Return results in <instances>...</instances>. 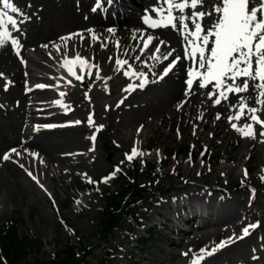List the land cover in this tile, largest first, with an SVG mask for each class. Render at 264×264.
Segmentation results:
<instances>
[{"label":"rangeland","instance_id":"374dc122","mask_svg":"<svg viewBox=\"0 0 264 264\" xmlns=\"http://www.w3.org/2000/svg\"><path fill=\"white\" fill-rule=\"evenodd\" d=\"M217 2L218 0H203L204 7L197 8V11H210ZM72 3V0H63V6L59 7V10L65 11L71 7ZM44 6L43 0H38L33 9L34 17L30 21L20 23L16 16L19 32L9 27L13 37H28L27 49L34 48L39 42L50 38H58L61 41V37L70 36L72 29H75V14L72 16L62 14L46 20L45 10H42ZM155 6L167 7L158 4V0ZM0 8H2V4H0ZM121 8L119 7V10ZM186 14L190 15L191 10H187ZM174 15H178V13L174 12ZM153 19H159V17L155 16ZM214 20V15L204 18L202 23L205 31L214 23ZM85 27V29H104L95 22H89ZM169 28V31H165L163 27L157 28L153 30L155 33L151 36L158 40L159 35L176 33V30ZM127 32L120 31L115 40L124 42ZM133 35L126 43L129 48L134 39ZM95 36L98 38L97 40L86 41L84 36L83 40L80 39L73 45L65 41L61 43L64 55L69 57L74 58L77 53L90 58H94L92 54L97 53V56L101 57V62H97L95 70L87 75L86 81L81 85L80 82L76 84V91L79 92L82 99L89 96L87 99L90 100L91 107L96 106L100 101L106 102L110 98L116 97L121 90V85H124V81L121 82L123 79L122 67L114 61V54L117 52L115 50H113L115 53L107 51L109 35L103 34L102 38H99L98 34ZM126 49L128 48L126 47ZM134 49L132 54L135 56L136 63L147 66L150 70L157 66L154 56L148 61L143 55V50H138L137 46H134ZM39 56L42 57L43 54L39 53L37 57ZM55 64L58 67L62 66L63 59ZM134 69L135 67L131 66L130 70ZM140 74L142 77L147 75L145 70H142ZM214 85L213 81L205 89H200L198 85L192 87L199 106L207 105L218 116L226 114L228 116L226 125L228 129L234 131L236 140L241 141L244 136L236 131L232 124L243 129L246 124L252 123L256 132L262 131L256 128V124L248 118L247 110L241 119H231L240 115L239 109L242 101L248 107L261 109L257 115L264 118V108L256 103L258 90L254 89L251 83L247 92L239 95L229 94L227 100L221 98V103L215 106L214 100L218 98V93L212 99H208L209 90L215 91ZM23 87L22 73H19L15 78L8 77L6 80H0V155L2 157L5 154L10 156L8 161L15 165L19 173H23V185L27 189L11 193L7 197H3L0 191V225L13 218L18 219L21 236L38 238L44 246L43 250H33L23 264H32L39 259L49 260L71 239L77 237L90 244L95 251V259H100L105 251L99 249V214L106 205V196L114 192L117 193V184L120 182L119 175L132 173V161L135 159L140 168L139 181L141 185L144 187L154 185V191L162 193L156 200L158 206L166 204L172 198L184 193L196 191L201 192V195L206 194L207 190L203 191L204 185H213L215 190H209L210 197H207L206 203L213 208V219L214 221L218 219L219 225L217 234L212 233L214 230L211 227L206 229L207 233L200 234L194 227L189 226L193 232L177 235L173 232V222H169L166 230H154L151 233L152 239L144 244L140 238L155 222L154 211L158 206L154 205L147 215L146 227L136 231L129 222H126L115 230L111 243V249L116 256L114 264H193V261H198L199 264H264V179H262L264 176H261L259 180L252 179V176L257 175L262 165L257 157H251L248 152L253 144L249 143L247 147L245 146L240 158L242 164L240 169L244 174L246 172L245 164L250 165L251 168V171L246 172V178L236 182L213 181L209 178L212 173L227 164L226 144L220 146H217L216 143L211 144L208 138L209 134L206 133L197 146L193 143L192 137L184 140L181 132L169 128L170 126L162 128L160 122H156L153 128H149L154 114L144 110L146 105L135 102L133 105H129L131 107L129 108L121 100L122 103L120 102L118 107L105 112L99 123L95 122L93 112H90L91 109H76L70 115L66 114L68 115L67 122H73L76 126L74 129L78 128L75 133L88 140L87 151L81 149L78 155L69 153L72 159L77 162L63 158L60 163L55 166L51 164L50 168L46 169L43 164L39 165V162L28 160L30 154L33 159L36 153L30 152L28 145L21 143L24 139L28 140L34 128L32 124L27 123L23 128L18 125L19 115L25 111L22 98ZM198 112L194 114V120L202 121V116H199ZM28 125L31 126V129L28 128ZM135 127L138 129L135 130ZM129 132L132 135H126ZM171 132L173 136L170 135ZM101 133H104L103 136L112 135L113 138V150L108 155L100 140ZM93 136H95L94 141L92 140ZM134 147L142 155L133 157L129 162L126 159V154H131ZM147 148L154 150L145 152ZM11 149H19L17 150L19 155L12 153ZM203 152L207 154L210 163L207 162V158L202 159ZM21 157L28 160L29 164L20 163L18 159ZM148 160H151L156 167L164 168L160 178L149 174L145 167ZM202 166L208 170L207 177H203V174L199 173ZM117 168L120 171L106 183L103 182V178L109 177ZM28 172H31L36 179L30 177ZM89 179L93 183H89ZM80 187H92L93 189L77 193V189ZM185 189L189 191L183 192ZM71 199L75 200V204L67 207L66 204ZM252 202L254 204L249 210L248 206ZM255 212L258 216L255 220L261 221V225L256 228L252 237L247 238L243 242L244 244L239 245L236 242L218 249L217 246L222 243L223 237L237 234L236 230L240 229L242 221L251 225L253 223L251 215ZM64 221L68 222L69 226L65 225ZM253 224L256 225V223ZM131 235L133 236L131 237ZM214 249L215 251H213ZM209 252L212 254L209 255Z\"/></svg>","mask_w":264,"mask_h":264},{"label":"bare ground","instance_id":"6f19581e","mask_svg":"<svg viewBox=\"0 0 264 264\" xmlns=\"http://www.w3.org/2000/svg\"><path fill=\"white\" fill-rule=\"evenodd\" d=\"M72 1L71 7L62 11L59 10V7L63 6V0H43L45 6L42 10H45V19L49 20V18H54L62 14H67L69 16L75 14V29H72L71 32L73 34H83V36H86V39L91 38L93 35L91 33L95 31L108 35V33H110L109 27L115 29L116 34L113 36H117L121 30L130 32L126 35V38L132 33L135 35V39L132 42L133 44L127 53L123 51L122 44L118 42L119 48L117 55L127 60V63L123 64L122 67L124 71L130 73L129 76H123V80L129 79V82L123 86V91L117 98L118 101L123 100L127 105H133L135 102H139L143 105L145 104L144 110L147 113L154 114L150 121L149 128H153L157 121L161 123L162 128L170 125L172 128L184 132L185 140L192 136L193 143L197 145L200 144L202 137L206 133L209 134L208 138L211 144L216 143L217 146L226 144L227 164L222 165L217 172L212 173L209 177L210 180L236 182L239 179H244L246 176L243 170L240 169L242 165L240 163V158L243 155L242 151L245 150V146L247 147L249 143L253 144L248 151L251 157H257L259 162L262 163L261 169L257 175H253L252 178L260 179L261 176H264V136H261L260 132L258 133L254 129L256 135L255 139L244 137L238 142L234 137V131L228 129L226 125L228 116L224 114L217 118L218 116L214 114L212 109L207 105L199 106L196 101L195 92H193L192 89H188L186 84V80L188 79L187 71L192 61L184 58V51L185 48L188 47V43L186 44V41L180 35L176 33L164 34V36L160 35L158 40L154 37L149 49L145 51L149 54V57H151V54H155L156 57H159L157 58L159 61L158 66L154 67L147 76L140 77L138 74L131 75V73L134 72L130 71L131 65H134V56L131 50L135 45H138L139 48L143 47V40L153 32L152 28L144 24L142 15L151 16L152 18L155 17L156 13L151 10L155 6L157 0H130L133 7L131 11L128 12V15H125L123 18L119 17L121 16L120 14H114L116 11L115 7H117V5L126 7L128 3L130 4L127 0H111V2H109V0H99V7L97 6L98 0ZM10 2L25 13L23 17L24 22L33 19L34 5L38 0H10ZM17 17L21 21L22 18L20 16ZM89 22H95L105 27V29L86 31L85 26ZM79 39V35H73L69 43L72 44ZM160 41H163L164 44L160 45ZM28 42L29 40L19 42V55H17L16 51L11 47L10 42L4 47H0V80H6L8 77H17L19 73H22V81L24 84H30L31 86L29 87L33 88L30 95L26 94L23 96L25 111L23 114L19 115L18 125L23 128L27 123L32 124L34 128L28 140L24 139L25 141L23 140L21 143L28 145L30 152L36 153L33 159L31 157L32 154L28 156L29 161L39 162V165L43 164L46 166V169H49L51 164L55 166L60 163L63 158L66 160H73L69 153L78 155L81 149L87 151L86 145L89 143L88 140L79 136L78 133H75V130L78 128L74 129L76 126L71 122H67L68 116L66 113L67 111H76L78 108L86 110L89 107V103L80 97L78 91L73 89L77 82L75 77L69 75L68 71L64 68L54 69L53 67V63L60 60L63 55V51L61 52L60 48L57 47L59 44L58 38L47 39L39 47L35 46V52L33 50L30 52L29 49L26 48ZM158 45L160 46L159 53L155 52V47ZM110 46L115 48V44ZM57 49H59V51ZM189 51H191V49H189ZM168 52H171V56H169L168 60H165L164 55ZM39 53L43 54V57H40V59L35 57L39 55ZM176 57L180 59L175 63L172 71L161 79L160 76L162 75L164 67ZM89 65V61L81 65L82 69H80L81 72H79V76L82 75V70L88 68ZM192 67H194V65H192ZM198 80V77L194 78L193 85L195 82H198ZM142 82H144V87L140 88L139 85ZM52 84V88L47 86ZM38 85H44L45 87L39 88L37 87ZM65 85H70V87L65 88ZM129 85H132L134 90L125 91ZM65 104H67V107H64ZM116 104L117 101L114 99L107 102H98V105L92 107L96 115L95 122L99 123L105 112L114 107L116 108ZM196 107H198L199 112ZM53 110L61 111L53 113V115L50 116L42 114L48 113V111L53 112ZM189 111L191 112L189 113ZM197 112L202 114V121L200 123H197L194 120L195 117H193ZM30 127L31 126L28 125V128ZM137 127H135V130L138 129ZM191 131L196 133L191 135ZM126 135L132 134L129 132ZM170 135L173 136V134ZM18 160L20 163L29 164L28 160H24L22 157ZM73 161L77 162L76 160ZM229 162H231V164H228ZM249 166L245 164L246 170L249 169ZM199 173L203 174V177H207L208 170L202 166ZM23 181V173H19L12 162L3 160L2 155H0L1 195L7 197L11 193L27 190L25 185H23ZM188 191V189H185L183 192ZM189 194L192 200L200 202L199 208L206 211L205 215L197 216V219L203 223L199 229L206 230L208 227H211L214 230L212 233L217 234V226L219 225L218 219L214 221L212 216L213 208L206 203V199L210 197V195H206L207 193L201 195V192L194 191L193 193L179 195L176 200L182 201V199H185ZM165 206L166 205L161 204L154 211L155 216L162 214V212L166 210ZM163 209L165 210L163 211ZM242 229L243 228L240 227V229L236 230V236L230 238L227 242L230 243L238 239L240 242L239 245L244 244L242 242L245 238H249L252 231L249 230V235L240 239L239 237L242 236ZM176 232H178V230Z\"/></svg>","mask_w":264,"mask_h":264},{"label":"snow or ice","instance_id":"6c2138e0","mask_svg":"<svg viewBox=\"0 0 264 264\" xmlns=\"http://www.w3.org/2000/svg\"><path fill=\"white\" fill-rule=\"evenodd\" d=\"M0 4H2V8H0V47L6 46L10 41L11 47L19 55V41L13 38L9 27L19 32L20 28L18 27L16 16L22 18L20 21L22 23L25 13L14 6L10 0H0ZM158 4L167 6L166 8L158 6L152 8L151 11L155 12L159 19H153L151 16L146 15L143 18V22L153 30L160 27H171L173 30L179 31L187 41L188 47L185 48L184 58L190 59L194 65V67H190L187 71L188 79L186 80V84L189 90L193 87L194 78L198 77L200 79L198 84L200 89H205L214 81L215 91L209 90L208 99H212L218 93V98L214 100L215 106L221 103V98L227 100L229 94L239 95L247 92L251 83L252 87L258 90L256 103L264 108V0H218L210 11H197V8L204 7L203 0H158ZM97 6H100L99 0ZM189 9L191 10L190 15L186 14ZM174 12L178 13V15H174ZM213 15L215 16L214 23L205 31L202 22L206 16ZM109 31L112 30L109 29ZM72 35H79L81 40L84 39L83 34L75 33ZM61 39L67 42L71 39V36L61 37ZM91 39L97 40L98 38L93 34ZM153 39V36H147L143 44L145 50L149 49ZM163 44L164 42L160 41V45ZM57 50L59 51V49ZM155 52H160L159 45L155 47ZM169 56H171V52L164 55V59L168 60ZM179 59L174 58L164 67L160 76L161 79L172 71V68ZM76 60L81 65L85 64V61L78 55ZM74 62L65 60L63 66ZM125 63L127 62L116 60L117 65L122 66ZM67 71L76 80L83 79L82 76L76 75L71 68H68ZM124 75L129 76L130 73L124 72ZM131 75H137V73L132 72ZM37 87L44 88L45 86L38 85ZM139 87L143 88L144 82ZM5 90L7 89L5 88ZM132 90H134L132 85H129L125 89V91ZM245 110H247L248 118L252 122L260 124L264 128V121L260 120L257 115V112L261 109L248 107L243 101L239 109L240 115L231 119H241ZM232 127L244 137L256 138L252 123L246 124L243 129L237 128L235 124H232ZM260 135L264 136V131H261ZM92 140H95V136L92 137ZM11 152L19 155L16 149H11ZM137 155H142V153H138L134 147L131 154H126V159L130 162ZM2 159L7 161L10 159V156L5 154ZM119 171V168L115 169L109 177L103 178V182L106 183ZM28 175L34 180L36 179L31 172H28ZM245 176H247L246 172ZM89 183H93V181L89 179ZM257 226L249 225L244 227L242 229V236L239 238L243 239L247 237L250 228L254 229ZM225 246L226 244L222 242L217 247L223 248ZM208 254L211 255L212 253L209 252ZM193 264H199V262L193 261Z\"/></svg>","mask_w":264,"mask_h":264},{"label":"trees","instance_id":"16d2710c","mask_svg":"<svg viewBox=\"0 0 264 264\" xmlns=\"http://www.w3.org/2000/svg\"><path fill=\"white\" fill-rule=\"evenodd\" d=\"M120 184V193L114 196L107 197V206L102 213V231L100 230L99 238L104 242L110 240V234L124 220L138 219V206L147 203L152 198L151 190L143 188L135 179L129 180L122 178ZM134 180V181H133ZM70 203V202H69ZM69 206V204H68ZM19 222L16 220L10 221L6 225L0 227V264H5V260L10 264H22L30 255L33 249L41 248V243L38 239H31L28 236L22 237L18 229ZM80 244L81 241H80ZM88 246L84 247L87 250ZM110 251L108 247H105ZM57 256L49 261L37 260L34 264H93L88 260L90 252L82 255L78 243L70 241L69 244L59 250ZM102 262L94 264H107L109 262L110 253L107 254ZM30 264V263H28Z\"/></svg>","mask_w":264,"mask_h":264}]
</instances>
